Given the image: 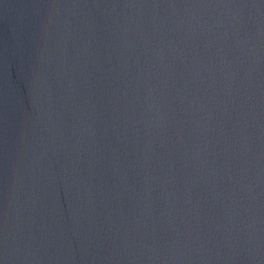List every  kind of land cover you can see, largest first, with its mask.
Wrapping results in <instances>:
<instances>
[{
    "label": "water",
    "instance_id": "1",
    "mask_svg": "<svg viewBox=\"0 0 264 264\" xmlns=\"http://www.w3.org/2000/svg\"><path fill=\"white\" fill-rule=\"evenodd\" d=\"M0 264H264V0H0Z\"/></svg>",
    "mask_w": 264,
    "mask_h": 264
}]
</instances>
